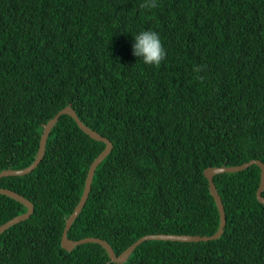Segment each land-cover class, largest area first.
I'll return each instance as SVG.
<instances>
[{
  "label": "trees",
  "instance_id": "obj_1",
  "mask_svg": "<svg viewBox=\"0 0 264 264\" xmlns=\"http://www.w3.org/2000/svg\"><path fill=\"white\" fill-rule=\"evenodd\" d=\"M145 2L0 0V173L30 166L44 126L72 107L113 150L68 236L104 239L118 256L146 235H214L204 171L264 163V0ZM147 30L166 52L158 67L132 52ZM105 147L63 115L41 164L0 180L35 206L0 236V264H115L98 244L61 248ZM260 180L256 165L214 178L227 216L219 240L146 241L125 264H264ZM26 211L0 194V226Z\"/></svg>",
  "mask_w": 264,
  "mask_h": 264
},
{
  "label": "water",
  "instance_id": "obj_2",
  "mask_svg": "<svg viewBox=\"0 0 264 264\" xmlns=\"http://www.w3.org/2000/svg\"><path fill=\"white\" fill-rule=\"evenodd\" d=\"M63 115H68L72 117L77 123L78 127L91 139L98 141V142H102L106 145L103 152L91 164L88 174H87V178L85 181V187H84V191L81 196V199L78 205L76 206V208L74 209L73 213L70 215V217L66 221L65 229L63 231V235L61 239V248L69 253L74 251L78 246L88 244V243H93V244H98L102 246L106 250L112 263L125 264L129 260L133 252L137 249V247L146 241H170V242H181V243H199V242L219 240L225 232V227L227 225V216H226V211H225L222 198L214 182V178L217 175L241 172V171L247 170L253 165L258 166L261 169V180H260V185L257 190L256 196H257L258 202L264 205V196H263V193H264V163L262 161L251 160L250 162H247L239 166H228L227 167L226 165H223L221 167H210L204 171V176L208 180L209 191H210L211 196L214 198V201L216 203L219 216H220L219 229L214 235L212 236H191V235H174V234L146 235L140 238L138 241H136L131 246H129L119 256L115 253L112 246L104 239L96 238V237H88V238H84L78 241L72 240L68 236L69 231L72 228L75 221L77 220V218L79 217V215L81 214V212L83 211L89 199L96 170L101 165V163L111 154L113 150L112 142L108 138L103 137L98 132L88 127L78 117L76 111L72 107H65L63 110L57 113L44 126V130H43V133L40 139L38 154H37L35 161L30 166L24 169H19V170L8 169V170L2 171L0 173V180L4 177H23V176L29 175L41 164L46 154V147H47V142H48L50 133L53 130L54 126L59 121L60 117H62ZM0 194L10 199H13L16 202H19L20 204L25 206L27 209L25 213L14 217L10 221L0 226V236H1L11 227L29 220L30 217L34 214L35 206L30 200H28L24 196L14 191H11L9 189L0 188Z\"/></svg>",
  "mask_w": 264,
  "mask_h": 264
},
{
  "label": "clouds",
  "instance_id": "obj_3",
  "mask_svg": "<svg viewBox=\"0 0 264 264\" xmlns=\"http://www.w3.org/2000/svg\"><path fill=\"white\" fill-rule=\"evenodd\" d=\"M155 0H146L145 3H141L140 8H155ZM135 43L133 45V55L140 58L144 64L159 66L161 62L166 58V52L162 46L160 36L151 30L142 31L140 34L134 37ZM203 68L196 67L194 71L200 72ZM198 80H203V77H197Z\"/></svg>",
  "mask_w": 264,
  "mask_h": 264
},
{
  "label": "rangeland",
  "instance_id": "obj_4",
  "mask_svg": "<svg viewBox=\"0 0 264 264\" xmlns=\"http://www.w3.org/2000/svg\"><path fill=\"white\" fill-rule=\"evenodd\" d=\"M44 130V129H43Z\"/></svg>",
  "mask_w": 264,
  "mask_h": 264
}]
</instances>
